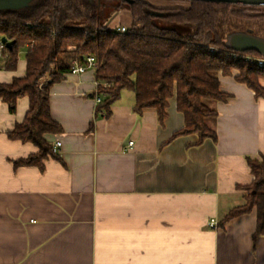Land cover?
Wrapping results in <instances>:
<instances>
[{
	"label": "crops",
	"instance_id": "obj_1",
	"mask_svg": "<svg viewBox=\"0 0 264 264\" xmlns=\"http://www.w3.org/2000/svg\"><path fill=\"white\" fill-rule=\"evenodd\" d=\"M25 69L23 48L0 83ZM237 73L219 74L216 140L199 145L194 134L171 138L183 126L174 97L159 120L154 108L136 112L124 89L102 117L95 70L63 73L48 89L62 131L44 134L61 146L41 167L12 163L37 151L7 136L28 98L14 113L0 99V264H264L254 207L221 223L245 203L248 160L264 158V96Z\"/></svg>",
	"mask_w": 264,
	"mask_h": 264
},
{
	"label": "trees",
	"instance_id": "obj_2",
	"mask_svg": "<svg viewBox=\"0 0 264 264\" xmlns=\"http://www.w3.org/2000/svg\"><path fill=\"white\" fill-rule=\"evenodd\" d=\"M186 6L156 8L142 0L124 1L131 24L125 32L107 27L110 14L121 8L109 0H32L17 10H0V67L13 70L18 52L25 49L24 76L0 83V99L10 113L19 97L28 98L23 120L7 133L9 139L33 144L37 151L12 161L14 167L42 166V160L55 156L47 133H59L61 126L49 111V86L69 72L72 60L95 58L96 95L101 97L95 114H109L110 105L121 90L134 94L133 109L141 112L154 108L159 120L166 114L168 100L175 98L176 109L183 115V126L171 138L194 134L199 145L216 140V131L208 121L217 112L210 103L225 100L219 89V74L238 73L235 79L264 96V65L247 61L246 54L226 48L225 33L252 28L264 36V12L258 6L210 1H187ZM156 13V14H155ZM46 74L49 80L39 84ZM107 84L102 87L101 83ZM253 181L244 189L245 203L232 208L224 219L256 209L255 236L264 234V158L248 160Z\"/></svg>",
	"mask_w": 264,
	"mask_h": 264
},
{
	"label": "water",
	"instance_id": "obj_3",
	"mask_svg": "<svg viewBox=\"0 0 264 264\" xmlns=\"http://www.w3.org/2000/svg\"><path fill=\"white\" fill-rule=\"evenodd\" d=\"M31 1L32 0H0V10L21 9L23 7L28 6ZM127 1L131 2L133 0H127ZM195 1H210V2L230 3V4L248 5V6H264V0H195ZM1 41L5 42L7 47H10L12 44L11 41H6L4 37L1 38ZM223 42L225 47L231 50H235L239 52L253 50L264 58V36L257 34L255 30L252 28L246 27L244 29H233L224 34Z\"/></svg>",
	"mask_w": 264,
	"mask_h": 264
},
{
	"label": "built area",
	"instance_id": "obj_4",
	"mask_svg": "<svg viewBox=\"0 0 264 264\" xmlns=\"http://www.w3.org/2000/svg\"><path fill=\"white\" fill-rule=\"evenodd\" d=\"M115 30L119 31V32H125L126 31V26L125 25H120L117 27H114ZM3 47L2 42L0 41V48ZM245 60L247 61H255L257 63L258 66H263L264 65V58L261 56H255V55H250V54H246L244 56ZM96 68V61L95 58L91 55H87L84 56L82 61L78 60V59H74L72 60V65L71 68L69 70L68 73H72V74H78V73H83L84 71H86L87 69H95ZM98 85V83H97ZM102 87H106L107 84L102 82L101 83ZM101 101V97L100 96H95V102L98 104ZM99 114L104 117L105 116V111L101 110L99 112ZM129 145L132 146L133 142L130 141ZM61 146V141L60 140H56L51 147V151L53 153H56L59 149V147Z\"/></svg>",
	"mask_w": 264,
	"mask_h": 264
},
{
	"label": "rangeland",
	"instance_id": "obj_5",
	"mask_svg": "<svg viewBox=\"0 0 264 264\" xmlns=\"http://www.w3.org/2000/svg\"><path fill=\"white\" fill-rule=\"evenodd\" d=\"M110 1V0H109ZM146 3L153 5L156 8H173L178 6H186L187 3L179 0H144ZM111 2V1H110ZM259 12H264V6H258L256 8ZM125 25L126 27L131 24L130 12L126 8V5H121V9L118 11H113L106 21L107 27L114 28L120 25ZM49 80V75L46 74L42 77L38 83L42 84L44 81ZM263 81V80H261Z\"/></svg>",
	"mask_w": 264,
	"mask_h": 264
},
{
	"label": "flooded vegetation",
	"instance_id": "obj_6",
	"mask_svg": "<svg viewBox=\"0 0 264 264\" xmlns=\"http://www.w3.org/2000/svg\"><path fill=\"white\" fill-rule=\"evenodd\" d=\"M110 1H117L119 4L122 5V4L124 3V1H126V0H110ZM120 9H121V8H120ZM118 10H119V9H118ZM118 10H117V11H118Z\"/></svg>",
	"mask_w": 264,
	"mask_h": 264
}]
</instances>
